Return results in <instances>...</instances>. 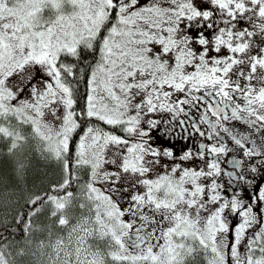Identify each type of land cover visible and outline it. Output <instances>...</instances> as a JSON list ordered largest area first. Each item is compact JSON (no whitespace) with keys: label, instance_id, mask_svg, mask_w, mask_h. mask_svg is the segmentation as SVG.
<instances>
[{"label":"snow or ice","instance_id":"snow-or-ice-1","mask_svg":"<svg viewBox=\"0 0 264 264\" xmlns=\"http://www.w3.org/2000/svg\"><path fill=\"white\" fill-rule=\"evenodd\" d=\"M31 142L58 178L0 264H264V0H0V143Z\"/></svg>","mask_w":264,"mask_h":264},{"label":"trees","instance_id":"trees-1","mask_svg":"<svg viewBox=\"0 0 264 264\" xmlns=\"http://www.w3.org/2000/svg\"><path fill=\"white\" fill-rule=\"evenodd\" d=\"M6 145L0 143V214L4 212H19L24 207V199L28 193H40L46 191L51 183L58 178L57 175L42 174L45 165L43 162L36 160L31 167H26L25 161H19L15 164L8 162L6 155ZM19 164L24 165L23 175L18 176L16 168ZM30 169V173H28ZM23 240H19L21 242ZM14 244L17 242L14 241Z\"/></svg>","mask_w":264,"mask_h":264},{"label":"rangeland","instance_id":"rangeland-1","mask_svg":"<svg viewBox=\"0 0 264 264\" xmlns=\"http://www.w3.org/2000/svg\"><path fill=\"white\" fill-rule=\"evenodd\" d=\"M4 158L8 160V162H12L13 164L21 161H25L26 167L30 168L32 163H36V160L41 161L44 163L45 167L42 170V174H49L50 175H57L58 174V168L54 161H48L42 158L39 154V152L35 148L34 142H31L29 145L25 146L23 150H20L17 152L15 156H10L7 154L4 155ZM30 173V169L28 171ZM24 241L18 242L19 245H22Z\"/></svg>","mask_w":264,"mask_h":264},{"label":"flooded vegetation","instance_id":"flooded-vegetation-1","mask_svg":"<svg viewBox=\"0 0 264 264\" xmlns=\"http://www.w3.org/2000/svg\"><path fill=\"white\" fill-rule=\"evenodd\" d=\"M257 142H259V139L257 138Z\"/></svg>","mask_w":264,"mask_h":264}]
</instances>
